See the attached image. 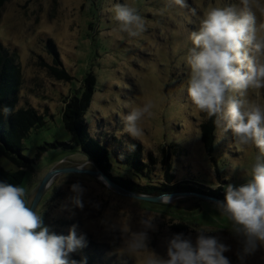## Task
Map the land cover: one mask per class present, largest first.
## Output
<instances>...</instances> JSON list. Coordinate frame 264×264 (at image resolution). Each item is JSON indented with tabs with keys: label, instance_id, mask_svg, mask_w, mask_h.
I'll return each mask as SVG.
<instances>
[{
	"label": "rangeland",
	"instance_id": "rangeland-1",
	"mask_svg": "<svg viewBox=\"0 0 264 264\" xmlns=\"http://www.w3.org/2000/svg\"><path fill=\"white\" fill-rule=\"evenodd\" d=\"M186 2L187 8L169 6L168 0H7L0 7V45L13 55L19 72L14 109L32 107L45 119L22 140V153L33 159V168L20 187L30 206L42 177L58 170L34 210L52 233L66 236L76 225L77 235H85L86 246L70 254L78 264L85 262L84 256L92 258L91 264H145L151 252L166 256L173 234L183 233L195 243L200 230L229 246L223 255L230 264H264V246L245 254L244 238L220 215L216 199L186 192L164 193L158 202L138 199L116 192L102 175L67 169L86 165L88 159L77 147H68L71 136L63 128L61 109L72 94H80L82 79L92 74L95 85L85 118L90 134L109 149L113 174L140 186L180 182L206 192L208 187L220 188L223 197L228 184L239 187L250 179L259 150L235 143L230 130L215 125L213 146L206 149L202 124L209 118L191 104L186 91L189 34L198 31L209 7H239V0ZM259 3L264 5V0ZM115 4L137 10L146 28L140 36L119 31ZM253 10L257 37L264 38V15ZM263 96L264 88L249 89L243 99L264 107ZM148 102L151 115L138 122L143 135L133 138L124 131L123 116ZM134 151L140 170L124 161ZM89 162L84 170H96ZM0 166L15 169L3 157ZM76 182L86 189L83 209L69 201ZM148 217L155 225L147 230L148 249L129 252L124 239L145 230L140 221Z\"/></svg>",
	"mask_w": 264,
	"mask_h": 264
},
{
	"label": "clouds",
	"instance_id": "clouds-1",
	"mask_svg": "<svg viewBox=\"0 0 264 264\" xmlns=\"http://www.w3.org/2000/svg\"><path fill=\"white\" fill-rule=\"evenodd\" d=\"M169 6L187 8L186 0H168ZM240 6L209 7L199 22L198 31L189 34L191 47L186 63L191 70L187 96L200 112L213 119L216 128L231 131L235 143L254 145L259 150L251 167L250 179L239 187L228 184L224 201L215 206L231 223L234 233L244 238L242 251L248 254L257 245L264 246V107L243 97L249 89L264 88V38L257 37L255 8L264 15L259 0H239ZM114 19L119 31L129 37L140 36L145 30L143 18L134 7L115 4ZM195 14V9L192 10ZM264 30V24L260 25ZM239 97V98H238ZM152 103L133 108L123 116L124 131L133 138L143 135L138 122L151 115ZM4 116L13 109L3 107ZM77 168L83 171L89 166ZM69 201L83 209L86 191L79 182L70 186ZM23 187L0 181V264H77L70 254L86 246L84 234L77 235L72 225L68 235H57L43 225L42 216L28 206ZM98 207V205H95ZM143 231L132 232L124 241L129 252L148 249V231L155 230L151 218L140 221ZM198 231L195 243L183 233L173 234L166 244V256L151 252L145 264H230L223 254L229 246L218 237ZM242 259V257H241ZM80 264H84L82 260Z\"/></svg>",
	"mask_w": 264,
	"mask_h": 264
},
{
	"label": "trees",
	"instance_id": "trees-1",
	"mask_svg": "<svg viewBox=\"0 0 264 264\" xmlns=\"http://www.w3.org/2000/svg\"><path fill=\"white\" fill-rule=\"evenodd\" d=\"M6 1L0 0V7ZM51 69L53 68L51 67ZM19 83V72L14 63V57L6 48L0 45V110L3 107L13 109L12 114L8 116H4L0 111V157L5 158L15 166V169H5L0 166V181L20 187L27 171L33 168V159L22 153V140L28 135L31 128L42 127L45 124V119L44 115H36V110L32 107L14 109L17 102ZM94 85L93 75L87 74L81 81L80 94H72L61 109L63 128L71 136L68 147H77L111 181L126 190L147 195L172 192L198 193L212 199L224 201L222 193H219L220 188L211 189V187H208V192H206L180 182L171 186H140L130 178L113 174L111 153L103 142L90 134L87 127L88 120L85 118ZM213 119H209L202 124L204 142L208 150L213 146ZM62 146H66V143H63ZM124 161L133 169H141L142 164L139 162L137 151L126 155ZM94 252H97V250L94 249ZM84 259V264H91L92 258L84 256Z\"/></svg>",
	"mask_w": 264,
	"mask_h": 264
},
{
	"label": "water",
	"instance_id": "water-1",
	"mask_svg": "<svg viewBox=\"0 0 264 264\" xmlns=\"http://www.w3.org/2000/svg\"><path fill=\"white\" fill-rule=\"evenodd\" d=\"M96 170L94 171H89V170H83V172H86V173H89L93 176H98V175H102L111 185L112 187L114 188V190L116 192H122V193H125L126 195H129V196H132V197H136L138 199H143V200H148V201H161L162 197L165 195V194H160L158 196H147V195H144V194H139V193H136V192H132L130 190H126L122 187H120L119 185H117L116 183H114L113 181H111L104 173H102L96 166H95ZM67 169H71V170H77V167H71V168H67ZM58 170H52L48 173H46L38 187H37V190L35 192V195L33 197V200L30 204V207L35 209L41 195L43 194L44 190L48 187L49 183H50V180L52 179L53 175L57 172ZM216 201H220V200H216ZM222 202V201H221Z\"/></svg>",
	"mask_w": 264,
	"mask_h": 264
}]
</instances>
